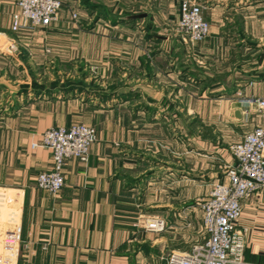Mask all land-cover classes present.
Segmentation results:
<instances>
[{
	"label": "crops",
	"instance_id": "crops-1",
	"mask_svg": "<svg viewBox=\"0 0 264 264\" xmlns=\"http://www.w3.org/2000/svg\"><path fill=\"white\" fill-rule=\"evenodd\" d=\"M181 1L61 0L56 22L13 32L16 0H0V189L18 193L21 227L8 264H166L159 254L167 238L145 231V219L160 212L188 222L196 210L174 208L175 189L209 180L208 195L225 181L235 159L222 142H240L263 120L239 99L264 98V0H194L210 26L194 44L175 30ZM254 54L262 58L257 74L240 75L235 60ZM81 60L92 70L84 91L39 73ZM177 114L221 133V141H194L202 176L168 166L172 153L156 157L159 137L167 151L173 131L184 138L190 122H176ZM77 123L94 128L97 140L86 163L66 160L52 198L36 187L52 153L31 146L46 130ZM180 144L182 164L191 147ZM240 204L244 261L264 264V191Z\"/></svg>",
	"mask_w": 264,
	"mask_h": 264
},
{
	"label": "built area",
	"instance_id": "built-area-1",
	"mask_svg": "<svg viewBox=\"0 0 264 264\" xmlns=\"http://www.w3.org/2000/svg\"><path fill=\"white\" fill-rule=\"evenodd\" d=\"M18 12L13 15V32L44 28L58 20L61 0H16ZM202 6L194 0H182L179 5L178 28L189 44L205 40L210 26L201 15ZM76 15H73V19ZM246 106L261 112V123L246 133L240 142L232 145L230 152L235 165L226 170L225 181L212 185L208 198L198 206L202 216V238L184 253L172 251L166 264H247L244 261L245 244L236 224L241 215L242 200L254 193L264 191V98L251 97ZM94 128L85 124H71L46 130L37 144L52 153V167L36 177V187L56 198L64 186L63 166L66 160L86 163L89 148L96 142ZM1 190V189H0ZM6 191V190H4ZM18 193H0V204L9 206L16 213L8 220L10 228L4 231L0 264L12 260L15 247L20 242ZM165 221L160 217L146 218L143 229L150 233L165 230Z\"/></svg>",
	"mask_w": 264,
	"mask_h": 264
},
{
	"label": "rangeland",
	"instance_id": "rangeland-1",
	"mask_svg": "<svg viewBox=\"0 0 264 264\" xmlns=\"http://www.w3.org/2000/svg\"><path fill=\"white\" fill-rule=\"evenodd\" d=\"M175 30L178 35L182 36V34L179 32L178 22H177ZM261 59H262L261 56H257L256 54L251 55V56L250 55L240 56L235 60V63L237 64L236 70L240 72V75L244 74V72L242 71H245L246 75L244 74V76L248 78L253 75L255 76V74H257V73H254V71H257L255 67L257 66V63L261 64ZM46 71H48V69L41 70L39 73L46 74V75L50 73L52 76L55 77L56 81L62 79L63 81L62 84H63V87L65 88H68V85H70L71 84L70 82H72V85L75 84V86L79 90L84 91L86 90V88L89 87L85 79L88 75V72L90 73L92 70H91V67L89 68L86 65L84 60H81L79 61L75 69L70 70L68 66H62L61 68H58V70L52 69L51 72L50 71L46 72ZM195 72H196V69H195ZM69 73H72L71 75L75 79H71V81H69V76H68ZM194 75L196 77L195 73ZM92 76H96V73H92ZM94 81L96 82L99 80L95 79ZM97 84L98 83L96 82L95 86H99ZM227 84L229 86L233 85L232 83H227ZM226 100L237 103L236 99H226ZM245 100L247 99H244V98L239 99L241 103H244ZM253 109L254 108L248 106L247 114L249 111ZM252 115L253 114L251 113L247 121L243 122L245 126L250 127V124H251L250 120H251ZM182 119L184 122H190V125L187 126V129L183 131L184 138L182 137V131H178V130L173 131L172 134H174L173 135L174 137L173 139H171L173 141V147L171 148L168 147V151H167L165 150L164 143L162 142L164 140H162L159 137L158 146H157L158 152L156 154L157 155L156 157L160 160V159H163V157L165 156V151L168 154L172 153L174 157V162L171 164H168V166L174 168V170H179V172L183 170L184 172H187L190 176H193V175L202 176L203 171H201V173L198 172L196 163H195L196 162L195 160L196 152L194 151L195 150L194 148H196L197 143H194V141L195 140H202V141L205 140L206 142H210V141L216 142L218 140L221 141V137H220L221 133L211 128L205 127L204 125H201V121L197 117L195 119H191V116L190 118H184L181 114L175 115L176 122L181 121ZM77 124H83V123H77ZM238 134H240V132H238ZM182 139H184L185 142L189 141L191 149H190V152H187V154H189V158H187L186 161H183V163L181 164L179 162L181 161L180 160V157H181L180 156L181 155V144L180 143ZM234 144L235 143H229L227 141L222 142V145H224V148L226 150L228 149V152H230V149L232 145ZM205 156L208 157L207 153H205ZM209 165H211V163ZM216 170H218L217 166H216ZM209 173H210V169H206L205 174L209 175ZM208 181L206 184H201V183H198L197 181L191 180L189 183H187L188 185L184 187H178V189H175V192L172 196L173 197V207L180 208L181 206L186 205L187 207H189L188 209L196 210V211H193V213L189 214L191 218L189 219L188 222L183 223L184 220L177 219V217L173 216L171 213H168V215L160 213V212L157 213V216H159L165 221V226H166L163 232L157 233V234H161V236H166L167 238V241L164 243V246L162 248L163 250L161 251V253L159 251L160 253L159 257H161V259L165 260L172 251H176L180 253L187 252L191 248L192 245H194L196 242L201 240L202 227L200 226L201 221H200V214L198 213L199 210H198L197 205L201 201L208 198V195L205 194V189H206L205 187L208 184ZM0 193L8 194L9 192L0 190ZM142 212L148 213L149 211L148 210L145 211V207H143ZM15 213L16 211L9 208V206L8 207L5 205L2 206V204H0V254L1 255L5 254L4 250L2 249V238L4 236V231L10 228L8 225L9 223L8 220H10V217L14 215ZM174 221H177L178 223L182 222L183 224L181 223L182 225L179 226V225H176V223L174 224ZM167 222L169 223L170 229H168L169 226Z\"/></svg>",
	"mask_w": 264,
	"mask_h": 264
},
{
	"label": "water",
	"instance_id": "water-1",
	"mask_svg": "<svg viewBox=\"0 0 264 264\" xmlns=\"http://www.w3.org/2000/svg\"><path fill=\"white\" fill-rule=\"evenodd\" d=\"M236 116H239V114L237 113Z\"/></svg>",
	"mask_w": 264,
	"mask_h": 264
}]
</instances>
